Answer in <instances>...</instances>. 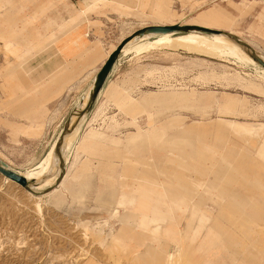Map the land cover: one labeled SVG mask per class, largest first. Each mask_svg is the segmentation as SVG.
Instances as JSON below:
<instances>
[{
    "label": "rangeland",
    "instance_id": "obj_1",
    "mask_svg": "<svg viewBox=\"0 0 264 264\" xmlns=\"http://www.w3.org/2000/svg\"><path fill=\"white\" fill-rule=\"evenodd\" d=\"M157 23L232 33L264 56V0H0L9 88L25 74L23 128L0 142V161L35 172L57 140L63 123L49 124V110L37 114L55 94L26 89L33 62L58 39L87 32L118 44ZM130 58L106 112L122 126L111 132L99 121L103 138L72 142L50 188L57 195L32 196L0 174V264H264V79L183 50ZM145 64L166 70L132 74ZM143 90L163 91L168 105L141 104ZM65 106L71 117L73 104ZM170 116L179 120L159 130ZM151 125L148 138L129 143ZM88 178L93 186L79 198Z\"/></svg>",
    "mask_w": 264,
    "mask_h": 264
},
{
    "label": "crops",
    "instance_id": "obj_2",
    "mask_svg": "<svg viewBox=\"0 0 264 264\" xmlns=\"http://www.w3.org/2000/svg\"><path fill=\"white\" fill-rule=\"evenodd\" d=\"M98 7V6H97ZM95 7V8H97ZM93 8L92 10H94ZM116 13H120L117 6L113 7ZM92 10L89 12L91 14ZM87 17V21H90ZM67 24L73 25L75 29H79L82 24L75 25L70 19L66 22ZM154 26H162L161 24H155ZM127 25L123 23L119 28L125 29ZM148 27L147 25L141 26L139 30ZM74 29V30H75ZM136 32V31H135ZM134 32H131L128 36H131ZM89 33L74 34L71 38H60L55 42L52 47L48 49L47 52L40 55L38 61H34L32 65L31 72V86L27 88V92L31 93H46L55 95L51 97V102L43 105L42 107H37L40 115V109L49 110V114L46 116L49 124L59 125L63 123V126L57 135V140L67 125L70 116L62 115V110H64L65 105L69 103L73 104L71 112L75 111L76 108L83 103L85 94L91 90L92 85L95 81L96 76L101 71L104 64L109 59L110 55L116 50L119 44L106 45L102 38L94 37L91 40L88 38ZM87 39L85 41L84 39ZM79 42V43H78ZM89 43V45H88ZM159 51V50H157ZM161 51V50H160ZM153 53V52H151ZM148 53V54H151ZM147 54V55H148ZM131 58L130 60H138L137 57L142 58L144 55L136 56L133 53L127 54ZM126 56L123 53L115 66L113 67L109 77L98 96L95 103V107L92 113L82 120L79 127V137H81L82 142L88 141L93 142L102 137V133L95 130V126L99 121H107V129L111 132H117L122 126L121 121L117 117V112L112 113V115H107V109L110 101L114 98L115 94L120 88L118 82V75L122 68L123 58ZM139 58V59H140ZM3 58H0V142H7L9 139H13V135L18 133V129L23 128L24 124V72L17 71L15 81L11 83L10 88L8 85V74L7 69L3 68L2 64ZM143 77L151 78L157 71L166 70V68L156 65V64H145L135 67L132 70V74H137V71L143 68ZM37 68V70H36ZM164 68V69H163ZM131 74V75H132ZM131 77V76H130ZM43 87L42 91L40 90ZM106 95V98H105ZM55 97V98H54ZM136 101V98H132ZM139 102L145 106L155 107L158 104L168 105V98L166 93L163 91L155 90H143L141 91V96L138 98ZM33 108H35V100L33 98ZM54 102V103H52ZM174 104H178L176 101ZM182 105V103H179ZM36 111L33 116H37ZM171 120L166 121V123L159 128L167 132L168 124L171 121L179 120L176 117H169ZM156 126V125H155ZM84 133V134H83ZM152 125L148 127L145 131L133 132L129 138V143H137L149 137L152 134ZM17 139V137H16ZM22 139V137L20 138ZM56 140V141H57ZM72 164V167L76 164ZM93 186L92 179L88 178L85 184L79 192L78 197L83 198L85 193ZM57 189L47 194V196L57 195ZM107 196L111 197L105 204L107 206L113 204V196L115 192L105 193ZM41 198V197H40ZM106 206V207H107ZM109 208V207H108ZM106 209V208H105ZM111 209V208H109Z\"/></svg>",
    "mask_w": 264,
    "mask_h": 264
},
{
    "label": "bare ground",
    "instance_id": "obj_3",
    "mask_svg": "<svg viewBox=\"0 0 264 264\" xmlns=\"http://www.w3.org/2000/svg\"><path fill=\"white\" fill-rule=\"evenodd\" d=\"M183 26H192V25L185 24ZM200 27L207 28L205 26H200ZM157 50L159 51L183 50L188 53L195 54L201 57L234 61V64L236 63L244 67H253V69L257 71V74L262 79H264V69L258 63H256L251 58V56L247 54L244 48L237 41L230 40L229 38L223 35L204 34L200 32H189L183 34L169 33V34L146 35V36L138 37L133 41H131L124 48L122 54L125 53L127 55L133 53L136 56H141L143 54H148ZM258 54L264 59L263 55H261L260 53ZM90 91L91 90H89L87 94H85L83 103L80 104L71 115L70 117L71 124H73L76 121L83 107L87 104L90 96ZM79 129L80 127L78 126L77 130L71 136L65 138V141L63 142L61 157H60L61 159H59L55 155L56 146L58 143V141L55 140L56 142L53 143L46 158H44V160L41 161L39 169L37 171L28 172L26 174H19V173L18 174L22 177L27 178V180H29L31 183L40 182V184H42L40 190H46L52 188L58 182L59 177L62 173L61 161L62 162L66 161L67 149L70 148L72 142L79 137L80 134ZM4 179L8 182L14 183L13 181H11L6 177H4ZM54 190H50L38 197L45 196Z\"/></svg>",
    "mask_w": 264,
    "mask_h": 264
},
{
    "label": "water",
    "instance_id": "obj_4",
    "mask_svg": "<svg viewBox=\"0 0 264 264\" xmlns=\"http://www.w3.org/2000/svg\"><path fill=\"white\" fill-rule=\"evenodd\" d=\"M189 32H200L204 34H217V35H223L230 40L237 41L247 52L251 58L258 63L263 69H264V59L251 47L247 42L239 38L238 36L223 32L219 30H213L209 28H204L200 26H183V25H174V26H148L146 28H143L141 30H138L134 32L131 36L124 39L119 46L116 48V50L111 54L107 62L102 67L101 71L98 73V75L95 78V81L92 85L90 96L88 99L87 104L83 107L82 111L78 115L76 121L71 124V118L68 120L67 125L65 126L64 130L62 131L61 135L58 138V143L56 146V152L55 155L61 159V152L63 148V142L65 141V138L68 136H71L78 128L79 124L84 118H87L93 111L95 107V103L98 99L99 94L101 93L109 74L111 73L113 67L119 60L120 56L122 55V52L124 48L134 39L146 36V35H152V34H183V33H189ZM63 165V162L61 161V167ZM0 174L11 181H13L15 184L22 187L24 190H26L28 193L32 194L33 196H40L45 194L50 190H40V187L42 184L40 182L31 183L27 178L20 176L17 172L13 171L11 168H9L6 164L0 161Z\"/></svg>",
    "mask_w": 264,
    "mask_h": 264
}]
</instances>
